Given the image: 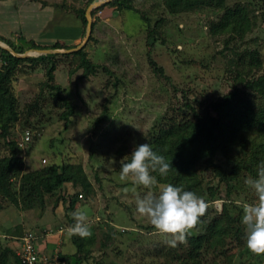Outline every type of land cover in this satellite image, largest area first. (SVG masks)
<instances>
[{"label": "rangeland", "instance_id": "rangeland-1", "mask_svg": "<svg viewBox=\"0 0 264 264\" xmlns=\"http://www.w3.org/2000/svg\"><path fill=\"white\" fill-rule=\"evenodd\" d=\"M111 1L93 8L87 36L88 21L77 10L86 12L93 0H0V44L18 53L60 44L55 49L62 51L51 56L56 61L53 83L73 109L68 114L46 82L51 57L42 61L36 52L19 57L31 60L19 62L9 80L19 120L6 138L0 137V157L10 154L7 140H13L23 173L68 163L81 167L87 179L83 191L80 184L66 183L42 197L18 194V204L5 201L0 248L15 251L25 233L36 232L37 243L45 239L47 244L40 249L50 253L55 247L66 264H177L180 233H161L136 211L137 196L157 193L163 184L136 185L131 176L121 180L120 160L133 142H147L165 122L185 120L186 103L204 106L237 88L253 107L264 106V96L247 92L234 78L240 69L245 77L264 75V0H210L177 11L166 0H131L129 8ZM237 7L247 20L245 29L214 32V23ZM248 51L255 53L250 57ZM35 101L38 109L28 114ZM206 176L217 182L209 170ZM13 181L18 189L20 176ZM217 184L222 191L223 184ZM77 192L83 196L67 209L65 197ZM257 202L251 186L247 195L212 201L214 209L240 225L241 242L222 255L209 254L204 264H264V254L247 248L242 223L244 205ZM75 211L86 212L91 231L79 252L67 231ZM6 264L17 263L9 255Z\"/></svg>", "mask_w": 264, "mask_h": 264}, {"label": "trees", "instance_id": "trees-1", "mask_svg": "<svg viewBox=\"0 0 264 264\" xmlns=\"http://www.w3.org/2000/svg\"><path fill=\"white\" fill-rule=\"evenodd\" d=\"M130 1L112 0L110 4L129 8ZM221 1L223 0L214 2ZM166 2L171 11H177L182 7H193L196 4H210V0H166ZM77 12L86 23L85 8H80ZM246 22L240 7H237L234 11H226L212 28L214 32H224L231 28L239 32L245 29ZM59 46V43L52 45L53 48ZM15 49L23 51L22 48L15 47ZM1 51L5 64H3L4 69H0V137L6 138L12 122L19 120L17 100L10 93L9 80L17 64L31 58L16 57L6 49ZM76 53L84 57L83 50ZM253 53L255 52L248 51L250 57ZM53 55V53L42 54V61L46 60L45 56ZM47 60L50 65L45 70L46 82L51 89H55L54 94L59 100L67 105V113L72 114L71 105L60 95V86L53 83L56 61L53 57ZM84 64L92 66L86 60ZM234 78L244 83L247 92L264 96V75L258 78L245 77L240 69L236 70ZM36 103L35 101L28 105V114L39 106ZM185 106L188 109L185 120L165 122L164 126L161 125L151 135L147 143L158 154L163 155L166 162L171 165L166 176H161L158 172L153 173L157 177V183L182 186L203 196L208 204L204 214L193 227L185 231L183 238L180 234L181 250L173 259L177 264H204L209 254L222 255L237 245V242H241L240 225L235 223L232 217L227 218L214 209L212 201L217 198L230 200L234 194L241 196L249 192V185L245 181L249 177H255L259 165L264 162V106L253 107L250 98L240 96L237 88L217 100L209 101L204 106L192 103H186ZM25 123L28 124V121L26 120ZM7 142L12 148L8 156L0 157V210L4 207L5 201L18 204L20 194L42 197L45 193H54L66 183L74 186L80 184L81 190H85L87 179L81 167L77 165L51 164L23 173L24 161L14 148L15 142L13 140ZM208 170L217 179L216 183L207 179ZM18 176H20V184L17 189L13 180ZM217 183L223 184V193L218 190ZM82 196V192H77L65 197L68 198L67 209L75 207ZM73 223L72 219L71 225ZM72 238L77 251H81L84 237L72 235ZM59 254L61 258L65 257L61 251ZM9 255L15 258L17 264H22L16 252L8 247L0 248V264H6ZM229 257L231 255L228 256V261L232 262ZM94 264L105 263L96 261Z\"/></svg>", "mask_w": 264, "mask_h": 264}, {"label": "clouds", "instance_id": "clouds-1", "mask_svg": "<svg viewBox=\"0 0 264 264\" xmlns=\"http://www.w3.org/2000/svg\"><path fill=\"white\" fill-rule=\"evenodd\" d=\"M111 162L114 163V160ZM170 167L165 157L149 143L133 142L131 152L120 160V179L131 176L136 185L150 187L157 184L153 173L166 176ZM245 183L254 189L258 198L257 203L244 205L242 223L246 226L245 243L250 251L264 254V162L259 165L256 176L247 178ZM207 207L203 196L171 183L162 185L157 193L149 191L136 199V211L148 218L157 231L180 233L181 238L187 229L197 223ZM72 215L74 223L67 229L69 235H91L86 212L75 211Z\"/></svg>", "mask_w": 264, "mask_h": 264}, {"label": "built area", "instance_id": "built-area-1", "mask_svg": "<svg viewBox=\"0 0 264 264\" xmlns=\"http://www.w3.org/2000/svg\"><path fill=\"white\" fill-rule=\"evenodd\" d=\"M28 134L29 131L25 135V140L29 139ZM38 240L36 232H27L20 238L15 252L22 264H66L56 248L50 253L42 251L38 247Z\"/></svg>", "mask_w": 264, "mask_h": 264}, {"label": "water", "instance_id": "water-1", "mask_svg": "<svg viewBox=\"0 0 264 264\" xmlns=\"http://www.w3.org/2000/svg\"><path fill=\"white\" fill-rule=\"evenodd\" d=\"M107 1H111V0H93V2L87 7L86 9V12H85V15H86V18H87V21H88V34L87 36L89 35L90 31H91V11L93 10V8H95L96 6H99ZM88 38V37H87ZM2 45V44H0ZM81 45H79L78 47H75V48H71V49H65V51H76L78 50V48L80 47ZM6 50H8L9 52H11L14 56H17V57H28L31 53H38V54H51V53H56V52H60L62 51L61 49H55V48H39V49H32V51H25L24 53H18L16 51L13 50L12 47H9V46H3Z\"/></svg>", "mask_w": 264, "mask_h": 264}, {"label": "crops", "instance_id": "crops-1", "mask_svg": "<svg viewBox=\"0 0 264 264\" xmlns=\"http://www.w3.org/2000/svg\"><path fill=\"white\" fill-rule=\"evenodd\" d=\"M45 238H46V237H45ZM39 240H40V239H39ZM45 242H46L45 239H44V240L41 239V241L38 243V247H39V248H46V247H47V244H46ZM54 248H55V247H54ZM54 248H53V249H54ZM53 249H52V250H53Z\"/></svg>", "mask_w": 264, "mask_h": 264}]
</instances>
